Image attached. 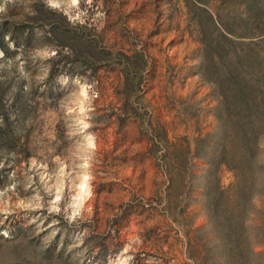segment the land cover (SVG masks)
<instances>
[{
    "label": "rangeland",
    "instance_id": "rangeland-1",
    "mask_svg": "<svg viewBox=\"0 0 264 264\" xmlns=\"http://www.w3.org/2000/svg\"><path fill=\"white\" fill-rule=\"evenodd\" d=\"M0 42V264H264V0H0Z\"/></svg>",
    "mask_w": 264,
    "mask_h": 264
},
{
    "label": "trees",
    "instance_id": "trees-1",
    "mask_svg": "<svg viewBox=\"0 0 264 264\" xmlns=\"http://www.w3.org/2000/svg\"><path fill=\"white\" fill-rule=\"evenodd\" d=\"M36 10V14L29 17V20L43 27V22H46V31L50 34V36L56 38L57 45L65 48H70L75 56H77L79 52L81 53L82 48L86 46L89 47L92 45V40L89 37L81 35L79 32H76L73 27L69 26L70 24L65 17L60 16V14L48 8L43 11L37 8ZM30 28L31 26L26 25H16V27H14V32L19 35V37L14 36V53L20 48L29 46V44L31 43L33 33ZM20 45L22 47H20ZM0 49L4 54H9L8 48L1 42ZM57 53L58 51L55 52V54ZM56 71L59 72V74L62 73L59 68L53 69L50 74V80H52L55 74H58L55 73ZM231 79L237 81V85L233 89L231 102L235 105L236 108H241L242 110H244L246 114L251 113L256 109V89L250 86L252 85V83H249L251 80L238 72H236L234 75L232 74ZM50 80L46 82V91L47 93L52 94V89L55 87H51L52 81L50 82ZM227 99L228 96L224 95L223 103L231 105V103H229Z\"/></svg>",
    "mask_w": 264,
    "mask_h": 264
}]
</instances>
